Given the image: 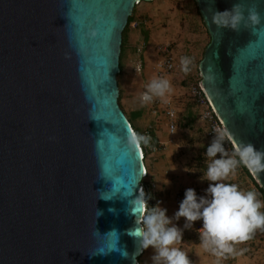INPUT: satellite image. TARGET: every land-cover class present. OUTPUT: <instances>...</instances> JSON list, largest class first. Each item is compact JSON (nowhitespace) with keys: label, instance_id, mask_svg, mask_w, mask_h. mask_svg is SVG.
<instances>
[{"label":"water","instance_id":"obj_1","mask_svg":"<svg viewBox=\"0 0 264 264\" xmlns=\"http://www.w3.org/2000/svg\"><path fill=\"white\" fill-rule=\"evenodd\" d=\"M141 1L0 0V264H139L145 161L117 76ZM196 1L202 84L234 144L264 150V0Z\"/></svg>","mask_w":264,"mask_h":264},{"label":"rangeland","instance_id":"obj_2","mask_svg":"<svg viewBox=\"0 0 264 264\" xmlns=\"http://www.w3.org/2000/svg\"><path fill=\"white\" fill-rule=\"evenodd\" d=\"M135 15L136 20L129 30V47H132V49H137L139 46L140 48L143 47L145 39L144 34L141 31L143 28L142 25L148 31L149 37L147 39V43L145 44V50L142 54V57H140L139 53H133L132 51V55H130L129 59L127 60L129 65H126L125 71L120 76V82L123 91L121 104L124 106L125 110L131 111L136 109L140 102L144 103L142 100L143 94L147 92L148 85L151 83V81L157 79L155 63L158 59V45L165 43L171 45L180 63L182 58H188L189 55H193L192 59L190 60L191 62L188 65L187 72L184 71L182 66L181 69L167 77L166 80H168L170 83V90L165 93V96H153L159 99L171 98L179 109V113L181 115L182 113L186 112L187 106L192 103V98L189 93V86L191 83L197 82L202 78L200 69L198 70V68L199 63L204 55L203 49H205L207 43L209 42V33L201 21L200 16L197 14L193 0L141 1L139 4H137ZM141 22H143V24H141ZM130 39H132V41ZM186 80L187 84L185 85ZM150 101L153 102V100ZM149 106L150 112L153 114H156L157 110L162 112H160L162 115L158 113V121L161 125L160 130L163 132L165 137L167 136L170 138L171 136L167 127V118L165 117L163 110L159 109V107L156 108L155 106H152V104H149ZM148 122L151 123L147 120L145 128L149 127ZM173 137L174 139H177V143L169 148L170 150L173 149L169 153L172 155V157H174L176 165L173 163V166H176V171L174 170V174H172L174 177L172 188L173 197L170 196L172 204L169 205V208L172 209L167 210L170 214L172 213V217L179 209V203L177 201L178 195H184L185 190L188 188H192L196 192L199 187H203L200 186V182L204 183L201 185H208L209 182L203 178L207 171L206 166H208V164L211 162V159H213L207 157L204 154L205 160L202 162V164H200L196 158V154H199L203 147L209 146L213 139V136L209 135L208 133L207 122L201 120L200 117L198 118L194 129H183L179 127ZM231 143L234 144L233 141ZM155 145L157 144L148 142L149 153L162 152L158 151L161 149H154ZM233 147L236 151L234 145ZM169 149L167 150L169 151ZM223 155L225 158H232L229 156L228 150H226ZM169 174H171V172H169ZM232 177L236 178V175L234 174ZM147 180L150 183L153 182L150 178V174L148 175ZM155 188H157V184ZM204 192L206 196L205 189ZM260 201L263 202L262 199H260ZM263 208L264 207L260 209L261 212ZM173 223L183 230L182 241L178 242L176 247L179 244L180 248L183 249L182 251L188 253V247L184 245V243L188 244V242L185 240V236H195V238L198 236L195 230L197 229L195 228V223L190 229L184 228V218H180L178 221L174 220ZM249 241H251L249 242V245L253 243L255 246L254 250L257 252V259H263L264 236L262 231L257 229L251 235ZM239 245V247L242 248L246 247L245 245L247 244L242 242ZM148 249H144L143 253L140 255V264L144 262L146 257L148 258ZM188 258L191 260L190 256H188Z\"/></svg>","mask_w":264,"mask_h":264},{"label":"clouds","instance_id":"obj_3","mask_svg":"<svg viewBox=\"0 0 264 264\" xmlns=\"http://www.w3.org/2000/svg\"><path fill=\"white\" fill-rule=\"evenodd\" d=\"M234 7L239 10V6ZM251 18L257 20L255 13ZM190 62L187 57L181 59L185 72L188 71ZM169 90L168 80L154 79L148 85L142 100L148 102L153 96L164 97ZM129 123L132 125L130 121ZM131 127L134 133L129 135L128 141L132 148H139L141 142L148 143V138L135 134L133 126ZM146 131L150 135L149 128H146ZM225 135L231 142L233 141L228 132L218 133L213 137L205 153L207 157L213 158L203 178L209 182L205 190L206 196L198 197L194 189L188 188L173 217H169L167 209L160 207L158 203L143 215L142 226L127 230L139 238L140 246L145 250L153 249L152 264H191L184 251L173 247L183 238V230L173 223L180 218H184L186 229H190L196 221H202V227L197 229L200 244L206 251H211L218 257L234 254V244L245 242L257 229H264V212L260 211L264 207V202L257 199V193L242 191L236 184L220 182L233 173L241 163L248 167L250 172L264 171V150H257L250 143L237 149L232 143L236 149L234 155L238 156L239 160L224 158ZM217 154H221V158H215ZM142 158L144 159V151ZM145 171L148 173V170ZM255 179L257 180V177ZM137 203L143 212L145 201L138 200ZM109 211L115 210L109 209Z\"/></svg>","mask_w":264,"mask_h":264},{"label":"crops","instance_id":"obj_4","mask_svg":"<svg viewBox=\"0 0 264 264\" xmlns=\"http://www.w3.org/2000/svg\"><path fill=\"white\" fill-rule=\"evenodd\" d=\"M132 38V36H131ZM132 41V39H130ZM205 49H203L204 51ZM205 52V51H204ZM203 52V53H204ZM193 55H189L188 59L191 60ZM199 62V61H198ZM197 63V62H196ZM129 65V63H127ZM199 70V68H198ZM195 75V74H194ZM149 123V122H148ZM148 125V124H147ZM152 124L149 123V127L151 128ZM179 128V127H178ZM156 135L158 136L159 142H167L166 147L162 148L161 153H149L147 154L146 161H145V167L148 170V175L150 174L151 180L157 184V188L154 194L155 200L157 204L159 203L160 207L170 210L172 208H169V205L172 204V201L170 200V196L173 197V183H174V177L172 174H174V170L176 171V164L174 157L170 155V151L173 149L171 148L173 145L177 143V139L170 143L169 139L167 136L163 134V132L160 130H155ZM169 149V151L167 150ZM155 156V157H152ZM173 163L175 164L173 166ZM171 172V174H169ZM236 175L235 177H232L233 175ZM235 178V179H234ZM208 182V181H207ZM223 182V181H220ZM223 183H228V184H236L242 191H255L258 193L257 186L253 184L252 180L247 177L245 174L241 172V170L236 167L233 173H230L227 178L224 179ZM204 183L200 182L199 189L197 190H206L208 185L204 186L201 185ZM186 189V188H185ZM182 194V192H181ZM184 198V195H182ZM180 204V202H178ZM169 214V217H172V213L170 214L169 211H167V215ZM198 221L195 222V228L198 229ZM197 229L196 232H197ZM198 234V232H197ZM185 240L188 242V244L184 243L186 247H188V253L187 256H190V261L191 264H264V258L263 259H257V252L254 250V245L253 243L249 245V240L245 241L247 245L246 247L240 248L239 244L241 243H236L233 245L235 249L234 254H225L224 256H216L214 255L211 251H206L200 244L199 240V234L195 238V236H185ZM177 243L173 245V247H176ZM243 246V244H242ZM177 248H180V245L178 244ZM183 250V249H181ZM148 258L146 257L144 259V262L142 264H152L151 257L153 255V249L150 248L148 249Z\"/></svg>","mask_w":264,"mask_h":264},{"label":"built area","instance_id":"obj_5","mask_svg":"<svg viewBox=\"0 0 264 264\" xmlns=\"http://www.w3.org/2000/svg\"><path fill=\"white\" fill-rule=\"evenodd\" d=\"M158 59L155 63L157 79H167V77L179 69H181L182 64L178 61V58L175 55L174 49L170 44H159L158 49ZM142 66V65H141ZM189 93L192 98V101L197 105L199 109V117L204 122H207L208 133L211 136H216L218 133L227 134L226 127L223 120L221 119L219 113L214 107L209 95L207 94L206 89L204 88L201 79L197 82L191 83L189 86ZM153 100L159 109H162L165 117L167 118V127L170 133L169 142H173L174 135L178 130V116L179 110L176 107L175 103L171 98L168 99H159L153 97ZM149 132L146 131L144 137H148ZM167 142H159L154 146V149H162L166 146ZM148 173L145 171V177L141 182V192L145 201L144 214L152 207L156 206L155 201V191L156 184L154 182L150 183L146 180ZM196 194L198 197L205 196L204 190H197ZM150 197V198H149ZM184 198L181 195H178L177 201L181 202ZM198 229L202 227V221H198Z\"/></svg>","mask_w":264,"mask_h":264},{"label":"trees","instance_id":"obj_6","mask_svg":"<svg viewBox=\"0 0 264 264\" xmlns=\"http://www.w3.org/2000/svg\"><path fill=\"white\" fill-rule=\"evenodd\" d=\"M193 1H194L196 10H197V14L200 16L201 21L203 22L207 32L209 33V31L205 25V22L203 20V17L199 11L197 1L196 0H193ZM139 3H137V4H139ZM137 4L135 5L132 14L129 17L128 23H127V25L123 31V40H122L121 53H120V72L117 76L118 77V84H119V88H120L119 103H120L121 107L123 108V110L125 111V114L127 115L128 119L131 122V124H132L135 132L137 133V135H139V136L144 135V133L146 131L145 125L147 123V120L152 123V127L149 128L150 135L146 138H148V142L153 143V144H157L159 138L156 135L155 130L157 129L160 131V129H161L160 122L158 121V117H159V114L161 111L157 110L156 114L155 113L153 114L152 112H150V106L151 105L149 106V104H152V106H155L156 108L158 107V105H156V103L152 102V101H148V102L144 101V103L140 102V104L138 105V107L136 109L129 111V110H125L124 106L121 104L123 91H122V85L120 82V76L125 71V68L127 65V60L129 59V56L132 55L131 54L132 51H133V53H139L140 57H142V54L144 53V50H145V44L147 43V41H148L147 39L149 37L148 31L142 25L143 28L141 29V31L144 34V39H145V42L143 43V47L140 48V46H139V47H137V49H132V47H129V43H128V41H129V30H130L132 24L136 20L135 13H136ZM141 24H143V22H141ZM210 39H211V37L209 34V42H210ZM208 43H207V45H208ZM186 84H187V80L185 81V85ZM160 115H162V114H160ZM198 115H199V109H198L197 105L192 101V103L189 106H187L185 113H182L181 115L179 113L178 126L180 128H183V129H188V128L194 129L196 124H197V120L199 118ZM141 145H142V148L144 151V159L146 161V157H147V154L149 152V146H148V143L145 144L143 142H141ZM207 147H203L200 150L199 154H196L197 161L200 164H202V162L205 160L204 154L206 153ZM223 147H224L225 151L228 150L230 157L239 160V157L234 155V153L236 151L234 150L233 144L231 143L229 138L226 137V135H225V138L223 140ZM216 157L221 158V154H217ZM206 168H207V166H206ZM238 168L241 170V172L243 174H245L247 177H249L252 180L254 185L257 186V189H258L257 199L258 200L262 199L264 202V187L261 186L262 183L256 181L253 174L249 171L248 167H246L244 164H242V163L238 164ZM262 212H264V208L262 209ZM259 230L262 231L263 236H264V229H259Z\"/></svg>","mask_w":264,"mask_h":264},{"label":"bare ground","instance_id":"obj_7","mask_svg":"<svg viewBox=\"0 0 264 264\" xmlns=\"http://www.w3.org/2000/svg\"><path fill=\"white\" fill-rule=\"evenodd\" d=\"M135 134H137L136 132H135ZM140 146H141V144H140ZM235 146H236V148L238 149V147H237V145L235 144ZM141 150H142V153H143V148H142V146H141ZM145 170H147V168L145 167ZM138 207H139V205H138ZM138 220H139V217H138Z\"/></svg>","mask_w":264,"mask_h":264}]
</instances>
